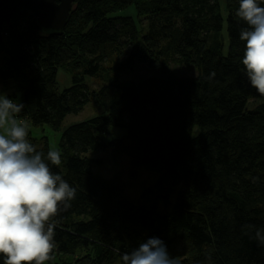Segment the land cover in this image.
<instances>
[{"label": "trees", "instance_id": "obj_1", "mask_svg": "<svg viewBox=\"0 0 264 264\" xmlns=\"http://www.w3.org/2000/svg\"><path fill=\"white\" fill-rule=\"evenodd\" d=\"M238 7L239 0H77L61 34L43 32L23 8L3 26L0 86L17 88L18 97H8L25 105L20 122L60 132L61 165L48 163L77 190L53 218L44 264H121L152 237L182 264H209V256L210 264H264L254 239L264 230V95L241 63L247 25ZM129 9L134 14L124 15ZM171 65L195 75L178 77ZM139 66L152 73L123 77ZM59 70L71 82L61 92ZM128 96L133 102L123 106ZM89 104L101 113L62 126ZM113 128L120 138L110 139ZM28 139L46 156L47 138ZM96 154L156 175L132 215L121 175H102ZM5 259L0 254V264Z\"/></svg>", "mask_w": 264, "mask_h": 264}, {"label": "clouds", "instance_id": "obj_2", "mask_svg": "<svg viewBox=\"0 0 264 264\" xmlns=\"http://www.w3.org/2000/svg\"><path fill=\"white\" fill-rule=\"evenodd\" d=\"M264 0H239L236 16L247 27L240 30L245 42L242 65L250 85L264 95ZM214 75V73L212 74ZM25 105L0 93V254L4 264H44L54 247L56 217L70 206L77 190L49 166L61 165V153L45 156L28 139L26 123L17 116ZM248 228H254L248 225ZM254 239L264 246V230ZM209 264L211 257H207ZM121 264H182L171 256L163 240L149 238L138 248L125 252Z\"/></svg>", "mask_w": 264, "mask_h": 264}, {"label": "rangeland", "instance_id": "obj_3", "mask_svg": "<svg viewBox=\"0 0 264 264\" xmlns=\"http://www.w3.org/2000/svg\"><path fill=\"white\" fill-rule=\"evenodd\" d=\"M221 15L222 18L225 19L226 11L224 8V3L221 1ZM131 14L133 15L134 12L129 9L127 12L124 13V15ZM171 71L178 77H189L195 75V69L193 67L187 68V67H181L177 65H171L170 66ZM151 71H149L144 66H139L135 69L133 74H128L123 76L125 79H131V78H138V77H145L148 76ZM93 84V83H92ZM57 89L58 92H61L62 90L68 88L71 85L70 78L67 74H65L62 70H59L57 73ZM95 87V85H93ZM0 93H6L7 96H16L18 97V90L17 88L10 84L8 87L4 88L0 86ZM16 101H19L17 98ZM133 102V99L130 98V96L123 99V106H128ZM121 105V104H120ZM122 105L115 108V111H113V116L116 117V114L120 111V109L123 107ZM100 110L93 104L86 105L82 111L75 115H69L66 117L63 127L67 126L69 123L72 122H79L83 121L85 119H88L92 116L100 114ZM18 122H20L18 120ZM25 123V122H24ZM27 124V123H26ZM28 132L33 138H36L40 140L41 138H47L49 147L51 150H57L58 148V141L60 138V132H55L51 130L48 126H42V127H33L27 124ZM110 139L111 138H120L123 134V131L117 130V129H109ZM98 158H103V163L101 167L98 169V171L106 176L109 177L112 174H120L124 183H125V190L124 194L128 201L131 203L128 209V215H132L136 211V203L135 201L139 198L141 192L148 187H151L154 182L156 181V175L142 171L140 169H136L132 171L129 160L125 157H122L117 160V162H114L112 160H107L106 154H96L95 155ZM59 261V260H57Z\"/></svg>", "mask_w": 264, "mask_h": 264}, {"label": "water", "instance_id": "obj_4", "mask_svg": "<svg viewBox=\"0 0 264 264\" xmlns=\"http://www.w3.org/2000/svg\"><path fill=\"white\" fill-rule=\"evenodd\" d=\"M75 1L77 0H0V52L4 46L3 26L9 23L16 10L23 8L30 11L43 32L61 34Z\"/></svg>", "mask_w": 264, "mask_h": 264}]
</instances>
